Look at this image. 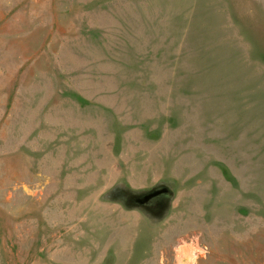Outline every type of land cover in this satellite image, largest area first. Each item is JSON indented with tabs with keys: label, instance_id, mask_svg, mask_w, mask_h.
Here are the masks:
<instances>
[{
	"label": "rangeland",
	"instance_id": "1",
	"mask_svg": "<svg viewBox=\"0 0 264 264\" xmlns=\"http://www.w3.org/2000/svg\"><path fill=\"white\" fill-rule=\"evenodd\" d=\"M0 264H264V0H0Z\"/></svg>",
	"mask_w": 264,
	"mask_h": 264
}]
</instances>
